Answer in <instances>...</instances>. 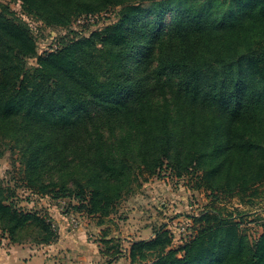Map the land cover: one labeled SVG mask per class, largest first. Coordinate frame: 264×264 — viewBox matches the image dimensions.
Instances as JSON below:
<instances>
[{
	"label": "trees",
	"instance_id": "1",
	"mask_svg": "<svg viewBox=\"0 0 264 264\" xmlns=\"http://www.w3.org/2000/svg\"><path fill=\"white\" fill-rule=\"evenodd\" d=\"M110 5L113 24L38 54L30 27L0 3V151L18 154L20 184L100 216L161 168L211 194H254L264 182V0H21L48 25ZM8 183L2 233L55 242L52 219L20 206ZM194 221L178 246L165 224L131 241L130 262L264 264V221L255 240L214 210Z\"/></svg>",
	"mask_w": 264,
	"mask_h": 264
},
{
	"label": "rangeland",
	"instance_id": "2",
	"mask_svg": "<svg viewBox=\"0 0 264 264\" xmlns=\"http://www.w3.org/2000/svg\"><path fill=\"white\" fill-rule=\"evenodd\" d=\"M0 3L30 27L38 54L56 50L67 40L88 36L113 24L119 9L110 5L96 12L80 13L67 25H48L39 17L27 14L21 0H0ZM28 62L35 65L36 58H28ZM1 150L0 180L16 185L18 204L46 212L58 230L55 242L41 244L49 254L50 264H132L127 254L131 241L148 239L155 227L165 224L171 233L172 245L178 246L195 233L194 227L198 224L194 218L212 210L241 222V229L251 240L262 232L264 182L256 187L254 194L252 191L211 194L204 186H198L196 176L178 177L169 169L161 168L153 175H140L112 212L100 216L76 207L79 202L74 199L52 200L30 192L20 184L18 154L8 147ZM32 237L29 230L23 231L21 243L36 245Z\"/></svg>",
	"mask_w": 264,
	"mask_h": 264
},
{
	"label": "crops",
	"instance_id": "3",
	"mask_svg": "<svg viewBox=\"0 0 264 264\" xmlns=\"http://www.w3.org/2000/svg\"><path fill=\"white\" fill-rule=\"evenodd\" d=\"M45 250L41 245L11 242L6 234H0V264H50Z\"/></svg>",
	"mask_w": 264,
	"mask_h": 264
}]
</instances>
